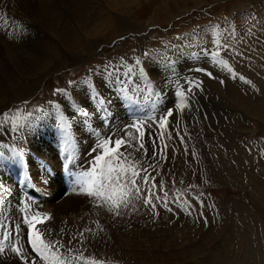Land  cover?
<instances>
[{"label":"rangeland","instance_id":"rangeland-1","mask_svg":"<svg viewBox=\"0 0 264 264\" xmlns=\"http://www.w3.org/2000/svg\"><path fill=\"white\" fill-rule=\"evenodd\" d=\"M115 1L117 4L114 0H76L75 9L64 7L69 15L74 16L81 32L96 41L95 44L89 43L90 50L83 53L82 63L71 67L65 60H45L39 71L48 68L49 73L41 82L25 80L19 83L14 79L6 83L7 92L0 96V131L8 124L20 122L21 117L28 120V116L33 117L39 109L44 111L67 87L75 88L68 91L71 95L65 97L67 103L46 110L38 116L34 125L27 121V130L18 134L22 139V148L18 151L25 155L23 167L14 163L16 158L13 153L17 149L6 145L0 158L1 170L13 182L27 175L33 188L29 190L20 186L24 189L18 191L28 196V200V192H37L35 195L43 197L41 202L51 203L44 207L47 211L50 212L51 206H58L59 202L64 203L71 185L68 175L63 169V176L57 165L59 172L56 178L53 169L44 164L47 159L38 155L35 147H40L45 154L50 150V143L53 147L56 143L57 152L54 155L58 162L64 161L67 155L58 119L60 113L67 115L74 139L78 127H83L91 135L96 133L94 129L98 123L111 128L123 118L113 119L109 111L110 95L115 88L116 99L129 107L130 125L144 122L141 128L147 134L143 140L145 147L149 148L150 157L154 138L164 155L163 159L152 162L157 165L155 170L161 166L170 170L174 164L171 169L173 174L167 170V176L156 180L157 187L153 188V192L161 200L153 201L157 205L155 209L145 206L144 202L139 203L143 207V215L138 213L134 222L117 218L113 213L120 223H129L124 231L128 230L127 233L140 238H136L139 247L129 241L123 245L109 234V217L104 215L100 206H104L103 200L100 204L97 202L99 206L95 214H91L94 217H89L92 210L87 211L86 204L89 201L95 204V200L85 195L87 202L76 205L77 214L82 211V227L78 223L75 237L68 234L69 237L60 239L68 235L58 236L52 232L50 240H58L65 245L60 248L61 253H65L70 245L73 250V244L79 241L85 245V235L96 241H102V237L107 235L119 254L97 252L94 256L76 255L73 251L71 255L83 259H74L68 264H76L75 260L78 264H264V0ZM101 2L105 3L102 8ZM45 4L50 12L55 9L52 0H45L44 10ZM105 7L111 11H106ZM112 17L116 18L112 21ZM56 34L66 54L76 51L79 43L73 26L63 27ZM44 43L51 46L48 39ZM164 55L171 57L168 65L170 72L163 79L168 89L161 88L146 69L162 65ZM153 60V65L146 66V61ZM220 61L226 63L222 65ZM86 71L92 74L90 79L86 77ZM187 81L193 82L190 93L185 91L189 86ZM106 83H111L108 89L105 88ZM78 92L79 95L76 94ZM129 92L135 98L133 101H128ZM180 92L185 93L183 104ZM73 105L78 106L81 113H76ZM101 108L104 111H100ZM83 110L88 111L87 117L82 114ZM168 110L173 111V116L167 117L168 123L161 129L156 121ZM76 118H79V123ZM178 120L190 126L177 129ZM168 125L179 133L186 129L193 144L175 145L166 130ZM191 126L193 129H190ZM133 130L136 135L135 128ZM162 131L169 135L159 138ZM165 144L168 145L166 149L162 147ZM179 152L186 155L177 159ZM79 153L87 167L91 164L90 158L99 154L92 151V156L86 159L83 153ZM169 157L176 158L169 164L170 167ZM27 160L32 162L29 170ZM149 163V159L144 161L145 166ZM151 175L156 178V175ZM161 182L164 185L162 189L159 188ZM116 197L118 193L112 192V199ZM32 199L30 201L34 202ZM165 202L172 211L163 207ZM5 213L0 215V244L5 246L1 260L9 258V248L14 245L12 237L16 236L6 227L12 224L6 222L8 213ZM18 214L21 215L20 212ZM60 214L65 216L68 213ZM88 219L92 222V234L86 233L90 231L85 224ZM94 227L97 229H92ZM80 228L82 234H78ZM62 231L59 229V232ZM23 240L29 258L43 264L31 248H27V234ZM89 244L92 246V240ZM12 256L17 264H21L15 254Z\"/></svg>","mask_w":264,"mask_h":264},{"label":"bare ground","instance_id":"bare-ground-1","mask_svg":"<svg viewBox=\"0 0 264 264\" xmlns=\"http://www.w3.org/2000/svg\"><path fill=\"white\" fill-rule=\"evenodd\" d=\"M52 1L54 2L55 9L50 12V9L48 8L47 4H45V10H44L45 0H0V96L2 94H4L5 92H7L6 83L9 80L15 79L19 83L24 82L25 80L29 81V82L36 81V83H38V81L41 82V80L49 73L48 68H42V70L40 69L41 71H39V67L41 65L45 64L44 63L45 60L54 62V61H58L61 59V60L67 61L71 67H75L77 64L83 62V59H82L83 53L90 50L91 45L89 43H93V44L96 43V41H92V40L88 39L81 32V29L78 26V24L76 23L74 16H71L68 14V9H66V11L64 9V7H69L71 9H75L77 7L76 0H52ZM114 3L117 4L115 0H114ZM104 5H105V3L101 2V8ZM104 9L106 11H111L108 7H105ZM106 18L111 21V19L109 17H106ZM115 18L112 17V21ZM4 24L7 26L5 27ZM66 26H73L74 27V33H75L77 41L79 43L76 51L74 53H71V54L65 53L66 51H65V48L63 46V43L59 39L58 35L56 34V33L60 32L61 28L66 27ZM63 31H64V29H63ZM11 35H12V37H11ZM46 39L49 40L50 45H51L50 47L44 45L45 44L44 41ZM84 40H86V42H84ZM164 56H165V59H163V64L159 65L158 68H146L149 75L151 77L153 76V78L161 86V88L166 87V85L163 84V82H164L163 79L166 77V74H168L170 72V68H168V65H169L171 57H169L168 55H164ZM154 62H155L154 60L148 61V62L146 61L145 64H146V66H148L149 64L153 65ZM115 65H118V64H115ZM111 67H112V69L115 68V66H111ZM122 67L125 69V65H122ZM108 68H110V67H108ZM97 73L100 74V72H97ZM107 73L109 75H111L110 70H108ZM135 73L138 74V71L135 70ZM90 76H92V74H89L86 71V77H88L90 79ZM141 77H142V75H141ZM29 82H28V85H29ZM110 84L111 83H106L105 88L108 89V86H110ZM128 86H130V85H128ZM35 88H37V87H35ZM74 88H75V86L67 87L62 94H59V96L56 99H53L52 103L50 102L51 104L47 105L45 110L43 109L44 111H39L40 110L39 109L37 111L38 113L33 114V117L28 116V120H26L25 117H21V121L16 123V124L11 123L5 127L2 126L3 128L0 131V158L3 157L2 149H6L7 148L6 145H9L10 147L12 146L14 149H17V151L22 148V142H21L22 139L20 140V137H19L20 134L19 133L21 131L27 130V128H28V127L26 128V126L28 125V123H26L27 121L33 123L31 125H34L40 114L45 113L46 110L50 111L51 109H53L52 107L56 108L58 105L65 103L66 102V101H64L65 97L67 95H71V94H68V91H70V90L74 91ZM166 88L168 89V87H166ZM114 91H115V88L113 89V91L111 92V95H110L109 111L111 112L113 119L120 118V117H123V118L120 119L121 121L119 120L116 123H114L111 126V128L104 127L102 125V123H98L97 125L94 124L95 125L94 130L96 133H94L93 135H91L89 132L85 131L83 127H78L77 130L75 131V133H76L75 141L77 142V152H76L77 160H76L75 165L69 166L70 168L74 167V170H75V168L78 165L80 168H82L84 170H91V164H89L90 166L87 167L82 162V160H81L82 154H80L79 152L83 153V156L87 159L89 156H92V154H93L92 150L94 149V147L96 145L97 135H99L101 137H108V136L112 135L113 133H115L116 137L118 138L120 135L123 134L122 130H124L126 126H129L131 124L132 120L128 118V114L130 113V110H128L129 107L127 108V106H123V104L119 100V98L116 99L117 95H115ZM76 94L79 95V92ZM129 94H130V92H129ZM136 95L137 94H135L134 97H136ZM127 96H128V101H133L135 99V98H133V96L131 94L127 95ZM166 98H168V97H166ZM89 108L91 111H93V107L91 108V106H90ZM59 109H61V108H59ZM61 112H62V110H61ZM74 113L75 112H73V114ZM133 113H134V111H133ZM76 119H77V121L76 120L75 121L77 123H79L78 122L79 118H76ZM11 125H13V126H11ZM69 125H71V124H69ZM173 126L175 127V125H173ZM183 126L189 127L190 125H186L184 123H179V120H178L176 128L181 129ZM190 129H193V126H191ZM166 130H168V133L170 134L172 142L175 145L179 146V144H184L185 142H188L189 144H193V141L192 142L189 141L191 139V134L189 135L188 131L186 129L182 130V132L179 133L175 128L171 130V127H169V125H168V127H166ZM128 131H130L135 136V132H134L133 128L128 129ZM149 132L152 133L151 131H149ZM28 134L31 135L29 132H28ZM73 134H74V132H73ZM145 134H147V133H145ZM24 136H26V135H24ZM25 139H27V138H25ZM181 141H183V142H181ZM54 144H55V147H53L54 145L52 146V143H50V145H49L50 150H49V152H46L45 154L43 153V151L40 147H35V149L38 151V153H39L38 155L41 154L42 156L45 157V159H47L44 162V164L51 167L54 171V176L56 178H58V176H56V173L59 172L56 168L57 165L60 167V170H61L63 176H65L63 173V169H64L66 174H67V171L64 167L65 159H64V161L59 160V162H58L56 156L54 155L57 152L56 151V148H57L56 143H54ZM169 146H171V145H169ZM51 148H52V150H51ZM147 150L149 151L148 147H147ZM176 150H178V149H176ZM203 150H205V149L203 148ZM170 152H171V149H170ZM87 153H89V155H87ZM65 154L67 155L66 152H65ZM183 154H185V153H183ZM183 154H182V152H179L178 156L176 158L177 159L183 158ZM95 155H98V154H94L90 158V161H92V159ZM150 156H151V153L148 152V157H150ZM168 156H170V155H168ZM174 157L172 159L169 157L171 160L168 162V167H170L169 164L173 163L174 160L176 159ZM26 158H28V157H26ZM5 159H6V157H5ZM32 159L35 160L34 158H32ZM152 162H155V161L151 160V163ZM173 165H172V168H170V170H168L165 167L161 168L162 167L161 166L160 169H157L155 171H153L152 169H149V172L152 173L153 175H156V180L159 181V180H162L165 176H167V175H165V173H167V170H168V172L170 171L171 175L173 174V172L171 170V169H173ZM27 166H28V170H29V168H31V166H32L31 160L28 161ZM1 168H3V167L0 164V209H2L3 214H6L5 211H7L8 216L6 217V219H7L6 222L10 221V223L13 225L15 221L20 219V216L18 214L19 213V210H18L19 202L21 200H25V199L28 200V198H27L28 196L26 197L25 195L20 193L21 191L20 192L18 191L19 189H22V190L24 189V187H20V186H25L24 184L21 183V181L23 179L18 180V182H13L12 179H10L9 176H7L8 174L6 175L5 171L1 170ZM160 170H161V172H160ZM113 175H115V174H113ZM172 180H173V178H172ZM25 187L27 189L31 190L33 188V183L30 182L28 184V186H25ZM122 191H123V189L121 187H119V185L116 183H111L110 186L108 183H106L105 188H104V192L108 196L112 197V192L118 193V197L114 198V200L119 198V194ZM35 194H37V192H35ZM35 194L28 192V195L30 197L29 200L31 198H33L32 201H34V202H32L33 208L36 209L38 207L39 211H41L42 213L48 214L51 217V219L48 220L45 223V225H43L41 227L45 231L46 237H48L50 239V234L52 232L58 236H60L61 234L74 235L77 233V228L79 227L78 223H79V225H81V223H80L81 216L80 215H81L82 211H79L80 213L77 214L78 211H76V205L77 204L79 205L81 202H87L88 199L85 200L86 197L84 194H80L78 191L74 190L72 183H71V185L69 186V189H68L67 197L65 198V202L64 203L59 202L58 206H51L50 212L47 211L48 209L47 210L44 209V207H46L47 205H50L51 203L41 202L43 200V197L37 196ZM93 199L95 200L96 205L91 203L90 201L87 202V204H86L87 209H88L87 211L92 210L89 217H94L91 214H95L96 207L99 206L98 204L102 203L101 201L103 200L105 207L102 206V204L100 206H101V210H103L104 215L109 217L108 218L109 223H107V224H109L108 225L109 234L114 235L116 238V241L123 244V245L125 244L126 241H129L131 244H133V246L139 247V245L136 243V238H139V237L133 236L130 233H127L128 230L124 231V229L127 228L129 223L128 224H125V223L122 224L119 222V220H117V218L119 216V217H121V219L124 218V219H127L129 221L134 222L136 219V215L138 213H141L143 215V207L142 208L140 207V204H143V200L134 201V204H135L134 208L131 205H129V207L127 209H124V208L119 209L120 215H117V218H116V217H114V214H113L114 212L108 211V208L111 206V204H110L111 200H107L105 198H96V197H93ZM3 202H5V204L2 207ZM97 202H98V204H97ZM62 212H66L68 214L63 216L60 214ZM124 219H122V220H124ZM90 223H92V222H90L89 219L86 220L85 224L90 227V231L86 232V233L92 234V232H91L92 226ZM81 227H82V225H81ZM84 227H85V225H83V228ZM66 228H72L73 230L69 231ZM95 228L96 227H94L92 229H95ZM59 229L60 230L63 229V231L59 232ZM96 231L98 232V230H96ZM81 232H82V229L80 228V232L78 234H80ZM83 233H84V231H83ZM26 234H27L26 228L22 226L19 237H17V236L12 237L13 242H14L13 244L15 245L17 242V239L19 240V238H20L19 242L23 246V249L25 250L24 247H26V243H24L23 239L25 238ZM63 237H69V235L68 236H62L60 239H62ZM74 237H75V235H74ZM74 237H72V238H74ZM89 237L91 238L92 236L90 235ZM77 238H74V239L77 240ZM83 239L85 240V245H83L81 241H79L77 244H73L74 254H76V255H92V256H94L97 252L104 253V254H119V250L117 249L116 245L111 244V242L107 239V235L102 237V241H99L100 239H97V241H96L95 238L91 239L92 240V246L89 244V242L91 240L88 239V237L86 235ZM99 243H101V244H99ZM134 244H136V245H134ZM60 245H62V243H60ZM60 245L56 246L59 249V251H60ZM70 246H69V248H71ZM27 248L30 249L29 246ZM92 248H94V250H92ZM83 249H84V251H83ZM13 254L14 253L9 252L8 253L9 256L7 255V257H9V258L7 260H4V259L1 260L0 259V264H17L16 262H18V261L14 260V258H11V257H13L12 256ZM69 255H71V253H69L68 256ZM66 260H67V258H66ZM72 260H74V259H72ZM72 260L68 261V263H70ZM75 262H76V264H78V262L76 260H75Z\"/></svg>","mask_w":264,"mask_h":264},{"label":"snow or ice","instance_id":"snow-or-ice-1","mask_svg":"<svg viewBox=\"0 0 264 264\" xmlns=\"http://www.w3.org/2000/svg\"><path fill=\"white\" fill-rule=\"evenodd\" d=\"M220 63L224 65L226 62L220 61ZM196 71H202V69H196ZM228 71L231 72L232 69L229 68ZM208 75L211 76V73H208ZM245 82L247 83L248 81ZM187 84L189 86L185 91L190 93L193 82L187 81ZM179 95L181 97V104H183L185 93L180 92ZM72 107L76 113H81V109L78 106L73 105ZM99 110L104 111L103 108ZM82 114L85 117L89 115L87 110H83ZM171 116H173V111L168 110L156 123L163 129L168 123L167 117ZM58 119L64 138V151L67 153L64 167L74 190L90 198L96 197L111 200L112 203L108 211L115 212L116 215H120L119 209L121 208L127 209L129 205L134 208V201L143 200L145 206H151L152 209L156 208L157 205L153 201L159 202L161 197L156 192H153V188L157 187V183L155 176L151 175L149 169L155 171L157 165L155 163H149L145 166L144 160L149 159L155 161L157 159H163L164 157L159 151V145L155 143V139H153L152 157H148V150L143 140L145 132L141 129V125L144 124L143 121H137L132 125L126 126L122 130L123 134L118 138L115 133L108 137L97 135V142L92 151H98L99 154L93 157L91 170H84L79 167H76L74 170L69 165H75L76 163L77 142L70 132L68 117L60 113ZM130 128H135V136L128 131ZM165 135L169 134L162 131L159 138H163ZM169 138H171L170 135ZM163 147L167 148L168 145L165 144ZM13 155L16 158L14 163L22 168L24 164V153L22 151H14ZM21 183L28 186L30 178L24 176ZM106 183L109 186L111 183H116L123 189L118 199L113 200L111 196L105 194L104 188ZM163 187L164 185L161 182L159 188L162 189ZM200 203L203 205V201ZM163 207L168 211H172L168 207L167 202L163 204ZM18 210L21 214L20 219L15 221L13 225H6V227L14 231L17 237L20 235L21 227H25L27 229L28 245L43 264H68V261L72 259H83L75 255L68 256L69 253L73 252L71 248H68L65 253H61L56 247L60 245V242L58 240H50L46 237L45 231L39 226L45 224L51 217L39 211L38 207L34 209L30 200H21L18 204ZM2 214L3 211L0 209V215ZM204 222L207 223L206 218ZM7 238L5 237V239ZM63 247V245H60V248ZM9 251L20 259L21 264H38L35 259L29 258L28 253L23 249L18 239L15 245L10 246ZM4 252L5 246L0 244V255H3ZM66 256L67 260L65 259ZM93 264H99V262H93Z\"/></svg>","mask_w":264,"mask_h":264}]
</instances>
